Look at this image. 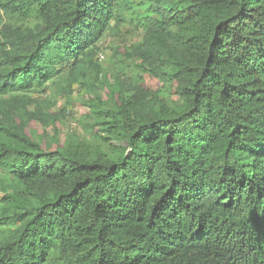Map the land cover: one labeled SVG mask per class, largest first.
<instances>
[{
  "label": "trees",
  "instance_id": "16d2710c",
  "mask_svg": "<svg viewBox=\"0 0 264 264\" xmlns=\"http://www.w3.org/2000/svg\"><path fill=\"white\" fill-rule=\"evenodd\" d=\"M95 67L100 141L36 137V94ZM1 173L0 264H264V0H0Z\"/></svg>",
  "mask_w": 264,
  "mask_h": 264
},
{
  "label": "rangeland",
  "instance_id": "374dc122",
  "mask_svg": "<svg viewBox=\"0 0 264 264\" xmlns=\"http://www.w3.org/2000/svg\"><path fill=\"white\" fill-rule=\"evenodd\" d=\"M143 37V32L135 26L124 25L116 34H108L100 43V50L105 54V58L101 59L97 55L94 60L101 66L100 77L103 80V75H107L109 82L115 76L118 59L113 57L112 48H127L132 44L140 41ZM122 60L121 67L126 65L127 75H135L139 73L136 66L133 65V60H126L125 57H120ZM99 68H93L92 81L74 82L69 84L67 76L64 78L60 87L56 85L49 86L45 92L36 94L40 102L44 106L46 113V121L42 122L39 119L32 121L33 134L36 137L43 138L45 141H53L59 138L64 141L67 137L78 140H86L88 143L97 144L100 140L95 136L94 119L91 117V109L94 105V99L98 95L102 100L107 99L108 92L106 87L103 88V83L96 79ZM115 70V71H114ZM120 70V68L118 69ZM148 82L156 87L163 88V92L168 100V103L173 107L180 104L179 97L174 93L171 86H162L157 79L146 76ZM70 95V96H69ZM34 110L35 105H32ZM113 145H118V142H112ZM4 177L7 183L12 182L9 174H0ZM12 231L13 228L9 227Z\"/></svg>",
  "mask_w": 264,
  "mask_h": 264
},
{
  "label": "built area",
  "instance_id": "2783aa9c",
  "mask_svg": "<svg viewBox=\"0 0 264 264\" xmlns=\"http://www.w3.org/2000/svg\"><path fill=\"white\" fill-rule=\"evenodd\" d=\"M99 56H100L101 59L105 58V54L103 52H100Z\"/></svg>",
  "mask_w": 264,
  "mask_h": 264
}]
</instances>
